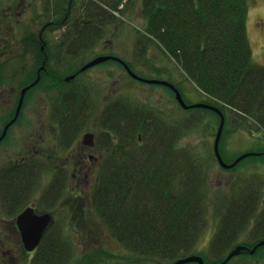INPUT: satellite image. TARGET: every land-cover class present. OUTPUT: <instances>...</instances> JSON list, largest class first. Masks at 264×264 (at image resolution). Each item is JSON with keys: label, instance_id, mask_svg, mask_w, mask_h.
I'll use <instances>...</instances> for the list:
<instances>
[{"label": "rangeland", "instance_id": "1", "mask_svg": "<svg viewBox=\"0 0 264 264\" xmlns=\"http://www.w3.org/2000/svg\"><path fill=\"white\" fill-rule=\"evenodd\" d=\"M90 1L26 0L22 15L17 17L18 19H12L6 30L7 34L0 36V49H8L11 54L10 59L5 63L8 67L4 70L22 69L27 59L24 55H19L20 59H16L19 49L39 52V49L43 48L54 50L65 49L66 46V49H79V51L70 55L64 51L66 53L60 55V59H64V63H60L61 60L58 63V67H61L60 79L72 76L73 72L79 71L98 57L116 56L124 60L132 71L142 78L171 82L180 90L188 105L208 103L219 107L225 116V126L220 140L223 159L230 164L245 153H254L244 157L232 168L223 167L214 152L215 139L221 121L220 115L208 108H183L170 87L138 80L129 74L123 64L112 58L90 67L91 69L69 83V89H71L69 94L76 91L81 97L85 93L83 87L89 94L85 105L88 110L86 115L89 118L87 123L79 129L78 134L81 144L83 136L87 133L97 135L99 144L105 143L109 137H112L113 134H106L108 132L100 127L99 122L105 106L117 99H122L129 104H145L148 108L164 112L166 118H169V124H174V121L183 124L178 146L188 148L202 158L203 163L206 164L210 186L206 220L204 219L202 232L198 236L193 254L202 256L205 264H219L234 249V243H238L243 238L252 242L253 231L244 228L237 237H240V240L231 243L232 248L228 247L222 259L214 262L216 254L213 246L220 228L218 210L223 208V203L227 202L226 199L233 193V188L241 183L259 190L257 211H264V125L253 116L235 115L231 107L201 89L179 63L164 52L163 49L166 48L147 30L148 17L143 8V0H95L109 11L112 10L113 4L119 1V7L115 10L113 8L116 18L101 27L98 36L92 41L86 42L81 48L77 45L69 48L67 45L70 42L67 41L70 37L67 36L79 35L78 15L84 11L83 7L88 6ZM16 2L19 0H0V5L6 6ZM5 11L1 9L0 16ZM0 21L4 22L3 17ZM247 34L253 54L260 59V54L264 53V0H249ZM4 60L5 58H0V63ZM49 63L54 69L56 68L54 60ZM18 79H21L19 75L10 76L6 80L4 77L3 86L0 83V91L6 90L11 93L12 86L18 84ZM39 80L40 78L25 87L27 90L24 95L20 93L22 87H18L16 93L12 92L14 96L12 100L0 101L1 136L5 132L6 125L8 126L4 137L0 140L1 142L8 134L0 147V165L7 161L10 155H13L12 159H15L17 154L22 155L20 151L24 148H21L26 146L35 130H39L40 134H45L49 139L46 138L49 145L48 155H52L55 149L62 157L68 154V150L60 144L59 133L53 131L59 125L51 121L53 114L62 107V104L58 102L59 97L54 96L63 91L65 84L57 80L56 85H60L58 86L60 88L50 90L47 86L37 85ZM35 85H37L36 88L29 92L28 90ZM15 117V121L11 123ZM186 125L187 127L184 128ZM96 155L99 157L98 154ZM103 155L105 157V153ZM49 161L54 160L49 159ZM49 161L44 160L40 163L35 161L32 164L33 176L30 179L33 188L31 187L28 198L21 206L15 210L6 211L4 205L0 204L1 241H4L6 247L11 249L20 260H23L22 254L25 248L19 245V235L12 223L17 218V214L22 212L20 210L24 207L27 209V206L33 203L37 205L39 211L53 213L52 215L55 216L54 225L48 228L45 236L48 233L59 234V241L63 242L62 244L70 253L69 258H65L66 261L69 260L66 264H83L85 261H87L85 264H173L183 258L142 259L123 247L93 215L89 195L93 190V184L86 188L85 194L81 197H75L66 187L63 194L53 198L55 196L51 185L54 183L56 164ZM63 170L67 172V178L71 180L75 170L73 162ZM101 248L115 254V257L106 260L98 257L97 259L103 260L99 263L96 259L90 262L87 257L83 258L86 253ZM30 254H33V251ZM9 256L10 253H6L4 258H0V264H13L8 259ZM32 260L34 259H31L30 264ZM24 262L27 263V258H24ZM183 264L199 263L191 261ZM227 264H264V247L255 253L248 252L235 256Z\"/></svg>", "mask_w": 264, "mask_h": 264}, {"label": "trees", "instance_id": "2", "mask_svg": "<svg viewBox=\"0 0 264 264\" xmlns=\"http://www.w3.org/2000/svg\"><path fill=\"white\" fill-rule=\"evenodd\" d=\"M143 1L147 30L166 48L164 52L235 115L253 116L264 125V67L254 63L248 39L249 0ZM119 4L109 11L91 0L78 15L79 35L69 34L67 46L81 48L96 38L101 27L114 21L113 8ZM62 110L69 114L64 127L79 124L82 128L87 123L82 98L68 93ZM166 117L145 104L117 99L105 106L99 122L106 134L113 135L102 144L105 157L89 193L92 214L113 238L142 259L174 260L193 254L209 207L206 164L193 151L178 146L183 124H169ZM14 176L7 194L18 198L28 181L24 173ZM233 189L224 209L218 210L234 212L226 215L216 235L214 262L237 239L246 211H257L259 190L241 183ZM59 237L48 233L32 264L68 263L69 250ZM86 257L99 263L115 254L101 248Z\"/></svg>", "mask_w": 264, "mask_h": 264}, {"label": "flooded vegetation", "instance_id": "3", "mask_svg": "<svg viewBox=\"0 0 264 264\" xmlns=\"http://www.w3.org/2000/svg\"><path fill=\"white\" fill-rule=\"evenodd\" d=\"M25 7H26V0H19V2L11 3L6 6L0 5V10L1 9L6 10L5 12H3L4 14L0 16V18L3 17V21H4L3 23L2 21H0V36L1 35L4 36L7 34L6 30L8 28L9 23L12 21V19L17 18L20 15H22V11L25 10ZM19 50L20 51L17 53L18 56L15 55L17 56L16 59L19 60L20 59L19 55H24V57H26L27 59L26 63L24 64L21 70L11 68L10 70L6 69L5 71L4 70L5 67H8L7 64L5 63H7L8 59H10L11 54L10 52H8V49L6 50L0 49V58H5V60L2 61V63H0V77H1L0 83L2 84L1 86H3L2 81H4L3 80L4 77H5V80L10 76L13 77L16 75H19L21 78L17 80L18 84H16L15 86H12L13 93H16V89L18 87H22V89L20 90V93H22V90L25 87L34 83L36 80H38V78H40V80L37 85L40 84L41 85L40 87L47 86V88H50V90H52L53 88L55 90V89L60 88L58 87L60 85H56L57 84L56 81L59 80L65 84L64 86L65 89L63 87V91L61 90L62 92L61 91L59 92L60 94L58 93L56 94V96L54 95L53 96L55 98L59 97L58 102L62 104L64 99L68 97V93L71 92V89H69V83L74 81L85 71L92 68L91 67L85 71H81L82 69L81 68L79 71L72 73L73 75H75L74 78H71L70 80H68L67 79L68 77L67 78L62 77L63 79L62 80L60 79L61 78V74H60L61 67H58V63L61 60L60 55L66 52L69 55L75 54L77 51H79V49H75V50L72 49L74 50L73 53H70L69 49H54L53 50V49L43 48V49H39V52H36V51L33 52V50L30 51L28 49H19ZM253 56L255 58L254 62L257 63L259 66L264 67V53L260 54V59H257L254 54ZM63 57H65V55ZM69 58L70 57L68 56L67 59L69 60ZM52 60L55 61V65H54L56 67L55 69L49 63ZM60 63H64L63 58L60 61ZM37 85L33 86L28 91L29 92L32 91L33 89L36 88ZM83 89L85 93L82 94L81 97L80 95H78L76 91L72 92L71 96L74 97L75 95V97L76 98L78 97V99L82 98L86 105L87 104L86 101H88L89 99V94L87 93L84 87ZM6 92H7L6 90L0 91V101L6 102V101H10L13 99L14 96H12L13 95L12 92L11 93L10 91L7 93ZM25 99H26V95H25ZM58 109H57V112L53 114L51 121L57 122V125H59L53 131L59 133L60 144L68 150L67 156L62 157L59 154H57L58 152L57 149L53 151L52 155H48L47 152H48L49 145L47 144V142L49 139L46 137L45 134L43 133L40 134L39 130H35V132H33L32 136L29 138V141H27L26 146L21 148V149L24 148L23 150L20 151L23 154L22 155L17 154L15 156V159H12L13 155H10L9 158L6 159L7 161H5L2 165H0V204L2 203L4 205L6 211L15 210L16 208L22 205V203L24 202L26 198H28V195L30 194L31 189L33 188L30 177L33 176L31 166L35 161L40 163V162H43L44 160H47L48 162L49 159H52L54 160L53 161L54 164H56V166L54 165L56 167L54 170L55 171L54 183L53 185H51L52 192H54L53 194L55 196L53 198H56L58 194H63L66 187L69 188V191L73 193L75 197H81L83 194H85V190L87 187H90L91 184H93L94 186L95 181H96L97 171L99 167L101 166L103 159H104L103 151L105 149L102 148L103 147L102 144L98 143L97 135H94V143L92 145L86 144L83 141L81 144L78 138L79 129H80L79 124L77 125L76 128L64 127L63 126L65 122L64 118L68 116L69 114H64L62 107H59ZM7 136L8 134L0 142V147L3 145V142L6 140ZM46 138L48 140H46ZM55 145L57 146L58 144L56 143ZM96 154H98L99 157ZM49 162H52V161H49ZM72 162L75 167V170L72 173L71 180H69L67 178V172L63 170V168H65L67 165L71 164ZM17 173H24L27 179L26 181H28L27 184L24 185L23 190L25 191L23 193H20L19 194L20 196L18 195V198L11 196L12 194L10 193L7 194V190L12 187L11 185L12 179H15L14 175ZM27 208H33L36 213L44 212V211H39L37 208V205L34 203L27 206ZM24 209H26V207H24L20 211H23ZM48 212H50V210ZM232 212L234 211H219L220 227L222 226V224H224L226 220V215ZM17 215H19V213ZM16 219L13 221L12 224L16 232H18L19 245H21V247L22 246L24 247L23 242H22V236L17 226ZM244 223H245V226H242L240 228V232L244 228H246V230L248 229L252 230L253 235L251 238L252 242L246 241V239L244 238L243 240L242 239L240 240V237L232 242L234 243L237 240H240L238 243H234L235 245L234 248L237 246H244L245 249L243 250L241 254L248 253L249 249L255 247L261 241H264V211H246V218L244 220ZM44 239L42 240V242L44 241ZM262 247H264V245L258 246L256 251ZM35 252L36 250L33 251V254H30L29 251L24 250L22 254L23 260H20L16 254L12 253L11 249H8L6 247L5 242L1 241V237H0V254L2 255L0 256V258H4V255H6V253H10V256L8 257V259L13 264H30L31 259L34 258ZM24 258L25 259L27 258V263L24 262Z\"/></svg>", "mask_w": 264, "mask_h": 264}, {"label": "water", "instance_id": "4", "mask_svg": "<svg viewBox=\"0 0 264 264\" xmlns=\"http://www.w3.org/2000/svg\"><path fill=\"white\" fill-rule=\"evenodd\" d=\"M111 58L122 63L132 77H134L138 80L144 81V82H148V83H156V84L166 85V86L170 87L171 89H173L175 92L177 101L180 103V105L183 108H186V109L193 108V107L208 108V109H211V110L217 112L221 117V121H220V126L218 129L217 135H216V139H215L214 152H215V155L217 157L218 162L223 167L232 168L240 160H242L244 157H246L250 154H254V153H245V154L239 156L234 162H232L230 164L226 163L224 161L222 155H221V152H220V140L222 137L224 126H225V116H224V113L222 112V110L219 107L212 105V104H208V103H197V104H193V105H188L185 102L180 90L175 85H173L171 82H169L167 80L142 78L141 76H139L135 72H133L132 69L129 67V65L126 62H124V60H122L121 58L116 57V56L98 57V58L90 61L86 65H84L82 67L81 71H85V70L89 69L90 67H92V66H94L100 62H103L105 60L111 59ZM74 77H75V75H72V76L68 77L67 79L70 80L71 78H74ZM26 90H27V88L22 90L23 95L25 94ZM21 103H22V99H21ZM21 103L19 104L18 111L20 109ZM15 119H16V117L11 121V123L14 122ZM5 128H6L5 132L0 137V140L4 137L8 126L6 125ZM83 142L86 144L92 145L94 143V134H92V133L85 134L84 138H83ZM54 221H55L54 216L51 213H47V212L36 213L33 208H27L17 216V219H16L17 226H18L19 231L21 233L22 242H23V245H24V248L26 251L32 252L38 248V246L41 244L48 228L54 224ZM261 245H264V241H261L255 247L249 249V252L254 253L256 251V249L258 248V246H261ZM244 249H245L244 246L235 247L227 255V257L219 264H227L233 257L241 254ZM191 261L198 262L199 264H205L202 256H199L196 254H190L186 257L180 258L176 262H174L173 264H183V263H187V262H191Z\"/></svg>", "mask_w": 264, "mask_h": 264}]
</instances>
